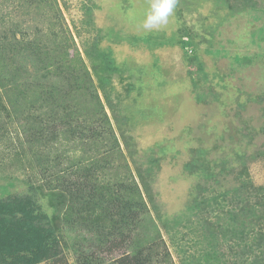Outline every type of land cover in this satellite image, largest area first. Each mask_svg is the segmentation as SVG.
Listing matches in <instances>:
<instances>
[{
    "label": "rangeland",
    "instance_id": "obj_1",
    "mask_svg": "<svg viewBox=\"0 0 264 264\" xmlns=\"http://www.w3.org/2000/svg\"><path fill=\"white\" fill-rule=\"evenodd\" d=\"M148 4L46 0L38 9L0 0V34L13 27L17 40L38 41L42 50L66 45L64 65L49 68L50 81L38 98L29 92L38 81L33 76L42 79L46 55L29 62L18 55L9 71L22 67L21 74L14 80L12 72L0 76V199L30 184L45 189L55 170H40L32 152L55 158L59 142L49 140L65 115L76 127L78 116L102 106L120 150L95 175L116 197L140 203L132 185L115 183L135 179L146 211L138 233L129 232L132 240L159 232L166 246L158 250L169 252L165 264H264V240L257 246L264 206L250 197L253 188L264 189V0H178L169 24L146 33L141 21ZM66 67L79 75L78 83L86 81L74 84L76 91L63 78ZM44 87L55 100L47 99ZM25 89L32 102L20 99ZM72 147L78 148L73 157L87 149L79 141ZM57 163L68 168V162ZM212 198L221 203L205 207ZM247 206L263 208L261 220H245L247 211L240 209ZM63 232L102 263L119 253L108 256L103 240L87 227ZM68 263L75 264L69 254Z\"/></svg>",
    "mask_w": 264,
    "mask_h": 264
},
{
    "label": "trees",
    "instance_id": "obj_2",
    "mask_svg": "<svg viewBox=\"0 0 264 264\" xmlns=\"http://www.w3.org/2000/svg\"><path fill=\"white\" fill-rule=\"evenodd\" d=\"M15 1L20 6H33L38 9L40 5L46 4V0ZM51 26H56V24H51ZM12 28L10 27L8 30L10 34L8 32L0 34V76L12 72V80H14L15 75L21 74L22 67H15L14 70L9 71L11 63L18 55L22 56L25 62H29L30 58L35 59L38 56L46 55L42 61L41 70L38 69V71H42V79L39 80L40 75L33 76L35 80H38L33 83L35 89L32 92L25 89L24 95L20 97L21 100L25 97L26 100L29 99L32 102L41 96L37 93L42 85L50 81L46 80L49 77V68L55 66L60 70L61 67L59 66L66 61L64 58L66 45L62 42L57 43L55 49L51 48L53 51H49V45H44L42 50L41 43L38 41L28 42L26 37L17 40ZM52 36L59 37L57 33H53ZM38 51H43L46 54L38 53ZM214 53L218 54V51ZM199 70L202 71V67L199 66ZM65 74L67 76L63 78L66 79L68 87L73 85V87H69L71 92L77 90L74 84L79 86L81 82L82 86L86 82H77L79 75L76 78L74 69L69 70L66 67ZM3 81L1 85L6 87L7 84H4ZM87 81H90V78ZM5 90L4 94L7 93ZM42 90L48 100H55L56 96L54 97L53 92L45 91V87ZM28 92L32 94L34 99L28 98ZM93 97L99 101L98 95L94 94ZM68 118L72 119L70 115L66 114L49 140L59 142L58 153L55 154V158H51L52 154L45 157L38 149L35 150L36 152H32L40 170L45 172L48 169L55 170L50 174L51 180L46 184V188L43 189V186L30 184L25 190L16 193L10 192L4 199H0V264H69L68 254L71 255L75 264H165L169 252L167 249L163 253L158 250L157 245L166 246L158 229L155 228L158 235L152 237L153 239L142 236V240H140L139 235H136L132 240L133 237L130 236L129 232L138 233V224L143 222L140 219V214L146 211L135 179L130 182L126 179L123 182L116 181L115 183L124 188H129L132 185L130 188L133 191L136 190L133 196L140 199V203H136L134 199L129 197L125 200L122 197H116V191L109 192L107 189L109 188L108 181L105 182L104 179L101 180L99 176L95 175L99 169L104 171L103 166L105 164L103 163L107 162L106 158L115 155V149L118 152L120 150L103 107L101 106L99 110H92L90 115L85 118L78 116L76 127L72 126ZM77 141L80 144L83 142L87 149H79L81 155L73 157L71 152H75L78 148L74 147V150L72 145ZM40 142L42 147L46 148L47 137L43 136ZM101 145L104 149L102 152H98ZM89 151L94 152L95 157L83 158ZM96 152L100 155L99 159ZM121 156L124 158L122 152ZM43 157L47 159V164L42 160ZM58 161L68 162L69 169H60ZM50 162L53 163V166H50ZM100 162L102 163L100 164ZM75 176L79 179L82 178L79 184L69 179ZM251 191L250 197L256 199L255 204H260L263 207L264 189L253 188ZM112 197L116 198L112 199ZM224 201L222 198V202ZM205 202V207H208L211 202L216 206L221 203L213 198ZM190 204L193 206L189 208L195 209V203L191 202ZM63 207L66 208L61 211ZM138 207L144 208V211H138ZM247 207L248 209H240V211H247L243 213L245 220H249L251 216L261 220L262 213L258 211H263V208L254 210L252 206ZM253 211H257V213ZM75 227L77 229L89 228L91 232L103 240L101 243L105 244L106 249H104L108 256L119 252L118 255L112 256L108 262L102 263L96 255L86 252L81 242L69 243L65 239L63 229L75 230ZM260 232L257 238V246L261 244L260 240H264V233L260 234ZM126 233L130 237L126 236ZM262 260H259L258 264L262 263ZM187 264H193V262Z\"/></svg>",
    "mask_w": 264,
    "mask_h": 264
},
{
    "label": "clouds",
    "instance_id": "obj_3",
    "mask_svg": "<svg viewBox=\"0 0 264 264\" xmlns=\"http://www.w3.org/2000/svg\"><path fill=\"white\" fill-rule=\"evenodd\" d=\"M177 3L178 0H149L141 21L142 29L147 33L166 27L174 15Z\"/></svg>",
    "mask_w": 264,
    "mask_h": 264
}]
</instances>
